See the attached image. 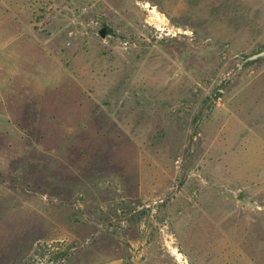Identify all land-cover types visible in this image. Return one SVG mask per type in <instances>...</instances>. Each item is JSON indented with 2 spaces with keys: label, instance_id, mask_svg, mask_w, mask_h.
<instances>
[{
  "label": "rangeland",
  "instance_id": "374dc122",
  "mask_svg": "<svg viewBox=\"0 0 264 264\" xmlns=\"http://www.w3.org/2000/svg\"><path fill=\"white\" fill-rule=\"evenodd\" d=\"M264 0H0V264H264Z\"/></svg>",
  "mask_w": 264,
  "mask_h": 264
},
{
  "label": "water",
  "instance_id": "95a60500",
  "mask_svg": "<svg viewBox=\"0 0 264 264\" xmlns=\"http://www.w3.org/2000/svg\"><path fill=\"white\" fill-rule=\"evenodd\" d=\"M261 57H264V50L260 51V52H257L249 57H247L246 60H253V59H257V58H261Z\"/></svg>",
  "mask_w": 264,
  "mask_h": 264
}]
</instances>
